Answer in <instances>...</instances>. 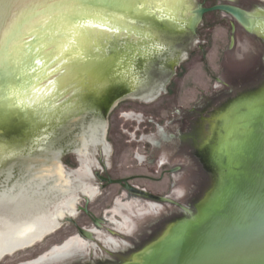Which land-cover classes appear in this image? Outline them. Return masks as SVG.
<instances>
[{
	"label": "rangeland",
	"instance_id": "rangeland-1",
	"mask_svg": "<svg viewBox=\"0 0 264 264\" xmlns=\"http://www.w3.org/2000/svg\"><path fill=\"white\" fill-rule=\"evenodd\" d=\"M232 1L233 4L254 16L256 14L264 15V0ZM94 3L97 4L95 5ZM120 3L123 4L120 5ZM127 3L124 4L121 0H80L77 5L82 8L74 14V17L70 16L69 19L71 23H74L73 25H76L83 18L94 22L106 21L109 29L118 27L120 29L121 25V29H125L128 33L126 36L117 37L111 36L112 31L108 32V37L105 35L107 42H105L106 44L103 43L105 46L103 45V48L101 47L99 50H101L100 53L103 52L107 60H113V63L116 60V64L119 65L116 70L119 67L123 68V71L120 70V72L123 73L126 80L122 83H128L129 75L127 73L129 71L131 73L130 76L135 79L138 86L134 90L133 96L122 98L117 102L116 107L105 114L102 113V107H104L102 106V98L99 95L87 93V95H84V100L86 101L84 102L86 106L92 105V108L84 113L83 120H79L78 117L71 123L69 117H64L57 124L55 130L54 127L51 129L48 121L50 118L38 117L31 111L28 113L17 103L20 93L18 91L20 87V72H18L14 64L0 60V166L2 165L0 167V191L15 187V183L21 177V179H26L33 175V173H25L24 167L36 156L44 155L45 149L43 147L47 146L51 151L56 150V148L57 150L66 148L72 140L77 141L75 137L78 136L83 128L88 127L96 116L95 120L104 122V129L108 131V135L105 134L104 136L106 143H103L108 147L119 145L122 151H125L123 147L128 146V135L123 130L126 129V126H140L135 123V118L131 117L132 113L140 114L142 109L137 108H146L145 106L152 104H145L140 99L146 94L144 93L146 92L145 90L149 89L148 91L150 92L153 89H158L162 90V95L153 103H162L164 106L166 104H171L172 106L185 105V108L189 109L201 95L203 98H218L216 99L217 102H215L219 106L216 108L215 116H213L216 124L212 134L214 136L212 138L215 146L214 150L216 151L213 156L216 159L215 161H218L215 167L212 168L213 170H211L214 176V185L211 187L213 191L211 192L210 189L206 193H210L208 196L205 195L195 202V209L184 221L197 216L200 205L205 202H207L205 205L212 204L220 197L222 188L227 182V177L232 175V171H228L223 167V161L228 154L226 148L227 146L235 147L238 144L236 137L240 133V136L248 133L245 127L240 128L241 125L239 123L244 121L241 118L240 109L244 108L245 113H250L248 115L249 118L248 116L246 117V121L249 119L248 123L252 125L256 122L258 116L255 111L260 110L264 106V41L258 38L259 34L256 32L252 34L239 32L236 37V47L233 52H229L230 27L226 22L221 21L223 15L218 12L206 14L204 16L205 26L198 25L194 31L195 16L192 12L198 6L204 4V0L169 1L168 7L169 9L171 8L174 18H167L169 20L166 19L163 22H160L152 15L146 14L144 7H139L134 2L127 1ZM170 3L173 4L170 6ZM125 22L126 24H124ZM259 24L263 26L262 23ZM132 32L135 33V38L139 42H135L134 36H131ZM158 43L161 46L160 49L153 52V48H151L152 50L149 49L144 54L145 46H159L157 45ZM135 48L136 50H142L141 54L138 55ZM200 49H203V52ZM72 57L67 55L66 57H61V60H70ZM139 81L141 82L139 83ZM225 99L228 101L226 100L223 105H220V101ZM174 102L176 104H173ZM124 113H127L126 116ZM206 113L208 112H203V118H206ZM174 119L176 118L171 119L168 116L160 118V120L154 119L157 125L150 127V134H155L158 129L165 130L163 134L169 131L172 128L170 122ZM260 122L258 131L260 127L261 132H264V121ZM201 131L203 137H206L205 135L208 133L206 124L203 125ZM113 134L114 136L116 134L117 137H114ZM251 135H253L252 132L250 133ZM99 139L100 142L97 144L89 143L83 154H79L76 150H66L62 154L60 164L64 170L65 178L71 181L69 187L72 191L66 196L60 193L52 195L50 199L53 201L50 204H43L44 207L41 206L44 212H42L40 219L37 216L33 217V212L41 210L37 209V207L28 209L21 207L17 211L11 202H0V250L3 252L4 242L8 239V236L13 237L16 234L19 226L34 222L41 227L43 226L42 230L45 231L51 225L52 219L49 215L63 209L66 210L67 200L77 199L76 214L73 217L67 216L55 233L43 236L40 240L42 242L38 241V243L36 242L32 245L27 244L24 249L6 255L0 264H21L37 260L41 256L50 253L53 247L61 245L66 238L77 235V226L85 229L94 228L93 220L102 219V215L112 222L114 219L121 221L119 220L120 218L114 217V215L129 218L130 222H126L122 218V227L120 225L116 226L121 229L124 235L129 236L133 228L140 234L151 223H156L164 217L167 218L178 213L173 207L164 206L160 208L159 206L150 208V204L136 199H127L126 196L118 199V197H114L111 194L112 189L116 187L108 188L107 192H104L102 196V188L95 184V181L92 180L94 176L87 171V168H91L93 173L102 170V163L100 164L102 161V133ZM149 144V142L144 140L143 143L139 142L136 146H149ZM246 145L248 146L247 152L253 154L256 158L255 162L258 163L260 161L261 164L258 163L260 165L258 167H264V144H258L257 142L258 146H252V144L250 146L247 141ZM129 152V164L133 163L136 165L131 151ZM140 153L142 154V152ZM9 154L10 156H8ZM28 155L31 156L29 157ZM111 155V152L108 153L105 160L108 166H112ZM173 162L177 163V161ZM185 164L186 179H181V182L184 181L183 183L177 182L179 185L175 186L172 192L173 196L185 193L186 197H183L182 201L186 204H192L190 196L196 192V189L203 187L204 193L209 187L207 186V170L203 168L202 172H200L193 165L191 159H187ZM204 167L207 168L205 164ZM176 177L178 178V175ZM247 182H250L249 179H247ZM52 184V180H49L43 185V188L46 187L47 189ZM245 188L257 191L259 199H264V171L262 170L257 183H247ZM46 189H42V192ZM83 189L94 191L96 195L93 198H89L81 194ZM216 189L217 193L214 194ZM209 197L211 199H207ZM23 210H25V214H20ZM96 235L94 242L96 240L102 242L103 239L104 246L107 249H115L108 244L109 234H107V238H104L102 237V230L100 232L98 230ZM114 239L119 241V237H114ZM93 247L94 249L91 250L88 242L80 240V243L74 249V255L70 258L75 256L90 257L92 252L94 254L93 258L97 257L95 260L93 258H73L74 261L69 262V260L65 261L69 259L67 258L51 264L112 263L102 260L106 256H108L106 259L109 258L108 254L103 253L104 255H102V252H98L96 245ZM122 251L125 252V250ZM97 259H100V261ZM124 259L126 262H130L129 256L125 255Z\"/></svg>",
	"mask_w": 264,
	"mask_h": 264
},
{
	"label": "bare ground",
	"instance_id": "bare-ground-1",
	"mask_svg": "<svg viewBox=\"0 0 264 264\" xmlns=\"http://www.w3.org/2000/svg\"><path fill=\"white\" fill-rule=\"evenodd\" d=\"M79 1L2 0L4 5L0 11V60L14 64L20 72L21 81L18 89L20 96L18 95L17 103L28 113L31 111L38 117L50 118L48 121L51 129L54 127V130L64 117H69L71 123L78 117L79 120H83L84 113L92 108V105L86 106L85 104L84 95L87 93L102 96L106 105L111 96L122 91L123 85L130 86L132 91L138 86L129 71L127 73L129 75L128 83H122L126 80V77L120 72V70L123 71V68L119 67L116 70L119 66L116 64V60L114 63L113 60H107L103 52L100 53L101 50H99L101 47L103 48V43L107 42L105 35L108 32L112 31L111 36L119 37L128 35L127 31L121 29V25L119 29L118 23L116 25L118 28L109 29L106 21L94 22L84 18L73 25L74 23H71L69 19L82 8L77 5ZM121 1L124 4H128L127 1L141 3V6L147 9L145 13L159 11L158 20L163 22L167 18H174L171 8L168 7L169 1L177 2L178 0ZM171 4L173 3H170V6ZM163 18L166 19L163 20ZM131 36H134L135 42H139L135 38V33ZM144 44L147 45L145 42ZM160 48V45L145 46L144 54L149 49L156 52ZM135 51L138 52V55L142 52L136 48ZM67 55L73 57L70 60H61V57ZM95 119L75 137L77 141L72 140L69 143V145L76 146L77 149H75L80 154L84 153L83 151L89 144L87 136L93 140L95 137L99 138L102 122ZM75 142L76 145H74ZM43 148L45 149L44 155L36 156L24 167L25 173H33V175L26 179H21V177L18 180L17 178L18 181L14 182L15 187L11 186L12 188L0 191V202H11L17 211L21 207L41 209V206L44 207L43 204H50L53 201L50 199L52 195L68 192L70 182L65 178L64 170L60 164L62 148L58 150L56 148L53 151L47 146ZM49 180H52L53 184L47 189L44 187L46 190L42 192L43 185ZM69 206H75V202H69ZM65 214V210H61L57 219L65 218ZM43 234L34 222L25 224L14 235L13 246L8 250H13L16 244L32 243L35 239H40Z\"/></svg>",
	"mask_w": 264,
	"mask_h": 264
},
{
	"label": "flooded vegetation",
	"instance_id": "flooded-vegetation-1",
	"mask_svg": "<svg viewBox=\"0 0 264 264\" xmlns=\"http://www.w3.org/2000/svg\"><path fill=\"white\" fill-rule=\"evenodd\" d=\"M224 3H227V1L204 0V4L200 6L210 8ZM231 4H233V1ZM218 13H221L223 15L221 21L226 22L227 25L230 27L231 37L228 47L229 52L234 51L236 47V37L239 32H245L246 34H252L256 32L259 34L258 38L264 41V27H263L264 20L262 18V15L256 14L254 16L255 19L252 28L247 29L244 26H242L240 23H238L230 15L223 12H218ZM259 23H262L263 26L260 25ZM199 25L202 27L205 26L204 18ZM200 51L203 52V49H200ZM148 90H145L146 92L144 93L146 94H144L140 99L145 104H149V103L152 104L149 106H145L146 108L137 105L138 107H140L137 109H142L141 110L142 113L140 114L132 113L131 116L132 118H135V123L139 124L140 126L139 127L126 126V129L123 130L124 133L128 135V141H127L128 146L123 147L125 151H122V148L119 145L108 147L103 143L106 141L104 139V136L105 134L108 135V131L104 129V122H102V129H101L102 131H100L99 133V138H100V134L102 133V161L100 162V164L102 163L101 164L102 170L95 171L93 173L91 168H87V171L89 174L94 176L92 180L95 181V184H97L99 188L100 187L102 188V196L104 192H107L108 188L116 187L115 189H112L111 194L114 197L115 196L118 197V199H120L119 197L124 198V196H126L127 199H136L143 201L146 204H150V208H155L159 206L160 208L164 206L173 207L178 213L169 216L167 218L164 217L156 223H151L150 226L146 227L143 233L141 232L139 234L137 230H134L133 228L129 236L124 235L121 229H118L116 227L122 225L121 224L122 218L125 219L126 222H130L129 218H126L124 216L120 217L118 215L117 216L114 215V217L120 218L119 220L121 221L114 219L112 222L108 220L107 217L102 215V219L93 220L94 228L92 229L82 228L92 233L93 235L92 239H86L85 237H83L78 231V228L81 227L77 226L76 227L77 235H73L71 237L66 238V240L61 245L53 247L50 253L41 256L37 260L27 263H21V264H51L53 262L67 258L69 259L65 261L69 260V262L74 261L73 258L92 259L94 257V254L92 252L90 257L75 256L73 258H70L74 255V249L80 243V240H85L86 242H88L91 250H93L94 249L93 246L96 245L98 252L100 251L102 252V255H104L103 253H105L110 256L107 259L106 257L108 256H106L102 260L112 262L111 264H131L133 263V259L138 254H140V252H142L144 249H146L147 247L158 241L172 225L183 221L186 217L191 215L192 210L195 209L194 204L195 202H197L198 199L204 197L205 195L208 196V194H210V193L208 194L206 193L210 191L211 187H213L214 185V176L212 175L211 170H213L212 168H214L215 165L217 164L216 162H218L215 161L216 159H214L213 156V154L216 151L214 150L215 146L213 145V140H212V138L214 137L212 135L213 128L215 127L216 124V120H214L213 116H215L216 108H218L219 106L218 103H215L217 102L216 99L218 98H213V97L203 98L202 95L200 94L201 96L197 98L194 102L195 105L193 104V106L191 105L192 107L186 109L185 105L172 106L171 104H166L164 106L162 103L154 104L153 102L162 95V91L156 99L149 100L148 98L152 92L151 91L149 92ZM226 100L227 99L221 100L220 105H223ZM117 102L113 105L112 108L117 106ZM173 104L176 103L174 102ZM102 106H104L102 107V113H104L106 105H105V101L103 100H102ZM203 112H208L205 114L206 118H203ZM126 114L127 113H124L125 116ZM167 116L168 118L171 119L176 118L172 122H170L172 128L169 131H166L164 134L163 132L165 130H160V129H158L155 134L154 133L150 134V127L157 125L154 119L160 120V118H166ZM204 124H206L207 132H208L205 135L206 137H203L201 131ZM87 137L89 143L97 144L98 142H100V139L98 137H95L94 140L91 139L90 136ZM110 137L112 138L111 135ZM114 137H117V135L115 134ZM144 140L150 143L149 146H144V145L142 147L136 146V144H139V142L143 143ZM129 151H131V154L134 157L136 165H134L133 163L129 164L128 162L130 156ZM110 152L112 154L111 155L113 161L112 166H108L105 161L107 158V154ZM140 152H142V154ZM187 159H191L193 165L196 168H198L200 172H202L203 168L207 170L206 172L208 177L207 179L208 180L207 186H209L208 189L203 193V187H201L199 189H196V192L190 196L193 205L186 204L182 201V198L186 197L185 193H179V195L173 196V192H172L175 186L179 185V183L184 182V181L181 182V179L183 178L186 179L185 163L187 162ZM173 161H177V163ZM204 164L207 168L204 167ZM177 175L178 178L176 177ZM111 181H116V183H111ZM69 182L71 183L70 180ZM69 186L67 190L68 192L64 193L63 195L66 196V194L71 193L72 190ZM126 186L137 188L145 195L132 194L126 188ZM212 191L213 189H211V192ZM81 194H84L89 198H93L96 195V192L94 191L91 192L87 189H83ZM69 202H75V206L73 207L69 206ZM76 202L77 199L75 198L66 201V207H67L65 210L66 217L63 219H59V220L57 219V216L59 215L61 210L57 211L55 214L49 215L52 221L50 227H48L45 231L42 230L43 226L41 227L39 226V224H37L38 229H40L44 233L43 236H45L46 234L51 235L55 233L60 228L61 222L65 220L67 216L73 217L76 214L77 212ZM186 208L190 210V213L186 212L185 210ZM24 211L25 210L20 212V214L21 213L25 214ZM42 212H44L42 209L36 210L35 212H33L34 213L33 217L37 216L40 219L43 214ZM97 223H99L100 226H98ZM21 227L22 226H19L17 229ZM98 230L99 232L102 230V237L104 238H107L106 236L107 234H109L108 238L110 237V239L108 240V244L114 247L115 248L114 250L107 249L104 246L103 239L102 242L98 240L94 242ZM43 236L40 239H35L32 243H27V244L32 245L33 243L36 242L38 243V241H40L43 238ZM13 237L8 236V239L4 242L2 248L3 252L0 250V262H2L5 259L6 255H10L11 253L16 252L17 250H22L26 247L27 244H21V245L16 244L13 247V250L11 249L12 251L8 250L10 247L13 246L12 244ZM114 237H119V241L115 240ZM122 250H125V252H123ZM125 255L130 257V262H126V260L124 259ZM96 258L97 257H95V259ZM97 260L100 261V259Z\"/></svg>",
	"mask_w": 264,
	"mask_h": 264
},
{
	"label": "water",
	"instance_id": "water-1",
	"mask_svg": "<svg viewBox=\"0 0 264 264\" xmlns=\"http://www.w3.org/2000/svg\"><path fill=\"white\" fill-rule=\"evenodd\" d=\"M225 1L227 3L210 8L198 6L193 10L194 31L204 16L212 12L226 13L245 28L251 29L255 19L254 15L231 4L232 0ZM136 4L142 7L141 3ZM3 5L4 2L0 0V11ZM146 14L154 16L157 20L159 18V11ZM262 18L264 20V15ZM19 81H21L20 76ZM123 86L121 92L111 96L104 114L118 100L133 96L134 91L131 87L126 84ZM161 91L153 89L148 99H156ZM245 112L244 108L240 109L241 118L245 122L241 120L242 123L239 125H241L240 128L245 127L248 133L241 136V133H238L236 137L238 144L235 147L227 146L226 148L228 154L223 161V167L232 171V175L227 177L220 197L212 204L205 205L207 203L205 202L200 205L202 207H198L197 216L172 225L158 241L140 252L131 264H264V199H259L257 191L245 188L247 183H257L262 170L264 171V167H258L261 164L260 161L259 164L256 163L254 155L247 152L248 146L246 145L247 141L250 146L251 144L252 146L257 145V142L264 144V132H261L260 127L258 131L260 121H264V106L255 111L258 113L255 122L257 124L248 123L249 119L246 121V117L250 113ZM251 132L253 135L250 136ZM74 148L77 149L76 146L68 145L62 148L61 153L74 150ZM247 179L250 182H247ZM111 183H116V181H111ZM126 188L132 194L145 195L137 188L131 186H126ZM185 210L190 213L188 208ZM97 225L100 226L99 223ZM78 231L86 239H92V233L89 231L82 228H78Z\"/></svg>",
	"mask_w": 264,
	"mask_h": 264
}]
</instances>
